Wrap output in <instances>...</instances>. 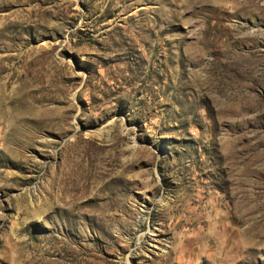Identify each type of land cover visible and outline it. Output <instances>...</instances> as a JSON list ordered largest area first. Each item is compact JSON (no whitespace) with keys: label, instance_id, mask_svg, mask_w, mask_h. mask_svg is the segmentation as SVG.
I'll return each instance as SVG.
<instances>
[{"label":"rangeland","instance_id":"374dc122","mask_svg":"<svg viewBox=\"0 0 264 264\" xmlns=\"http://www.w3.org/2000/svg\"><path fill=\"white\" fill-rule=\"evenodd\" d=\"M0 264H264V0H0Z\"/></svg>","mask_w":264,"mask_h":264}]
</instances>
